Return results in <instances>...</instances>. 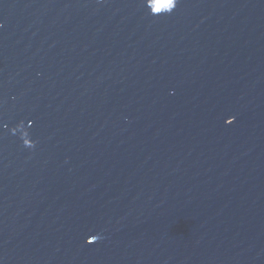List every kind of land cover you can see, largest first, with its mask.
Listing matches in <instances>:
<instances>
[{
	"label": "water",
	"instance_id": "1",
	"mask_svg": "<svg viewBox=\"0 0 264 264\" xmlns=\"http://www.w3.org/2000/svg\"><path fill=\"white\" fill-rule=\"evenodd\" d=\"M0 264H264V0H0Z\"/></svg>",
	"mask_w": 264,
	"mask_h": 264
},
{
	"label": "snow or ice",
	"instance_id": "2",
	"mask_svg": "<svg viewBox=\"0 0 264 264\" xmlns=\"http://www.w3.org/2000/svg\"><path fill=\"white\" fill-rule=\"evenodd\" d=\"M229 123H231V122H229Z\"/></svg>",
	"mask_w": 264,
	"mask_h": 264
}]
</instances>
